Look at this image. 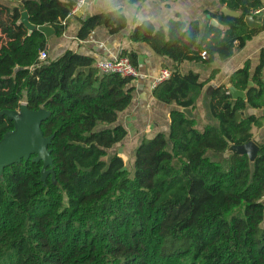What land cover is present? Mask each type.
<instances>
[{
	"label": "trees",
	"instance_id": "obj_1",
	"mask_svg": "<svg viewBox=\"0 0 264 264\" xmlns=\"http://www.w3.org/2000/svg\"><path fill=\"white\" fill-rule=\"evenodd\" d=\"M6 1L15 6L0 5V141L15 129L4 111L44 109L53 164L45 180L36 156L4 169L0 264H264V142L255 163L224 156L263 126V117L241 113L264 109V50L254 71L248 60L229 79L245 99L235 102L226 85L209 90L211 121L202 129L191 115L218 70L202 81L181 69L244 49L264 31L262 17L255 16L260 29L245 22L264 0H218L219 9L205 12V27L177 16L166 28L146 20L132 30L131 42L172 62L171 77L152 95L176 106L168 131L141 139L133 172L115 147L128 136L119 118L132 103L135 79L103 74L97 59L73 50L53 58L50 39L38 30L50 26L63 37L79 0ZM148 1L128 0L139 7ZM224 7L240 17L223 14ZM23 12L37 28L32 33L21 23ZM100 27L118 35L128 19L122 9L80 18L77 38ZM121 56L139 71L137 52Z\"/></svg>",
	"mask_w": 264,
	"mask_h": 264
},
{
	"label": "crops",
	"instance_id": "obj_2",
	"mask_svg": "<svg viewBox=\"0 0 264 264\" xmlns=\"http://www.w3.org/2000/svg\"><path fill=\"white\" fill-rule=\"evenodd\" d=\"M85 1L88 4L80 18L85 19L99 13L122 9L128 19L127 29L121 34L112 36L109 35L105 28L100 27L87 40H80L77 38L80 18L75 15L71 19L63 37L57 38L55 44L50 42V54L53 58H56L66 50H73L100 60L120 56L123 50L138 53L139 77L132 84L135 88L132 103L126 111L120 114L119 118V124L126 128L128 136L122 144L115 147L118 155L124 158L127 154V149L132 146V143H136L135 146H137L138 142L141 141L140 139L144 137L153 138L161 131H168L170 112L176 108V106L165 105L157 101L152 95L153 90L151 88L153 80L159 75L160 71L163 69L170 70L172 62L156 55L146 44L131 42L130 34L132 30L146 20L151 21L157 28H166L168 22L177 18V16H180L185 22L200 20L202 26L205 27L208 19L205 16V12L208 10L216 11L220 5L218 0H152L140 7L129 4L128 0ZM140 15L145 17L143 21L137 19ZM260 23L261 26L258 29L262 27V22ZM263 50L264 31L255 36L247 43L244 49L236 52L229 60L222 61L216 57L214 63L210 66L194 63H185L181 66L183 73L190 71L199 73L202 81L209 80L211 72L218 70L217 76L205 88L203 96L198 101L197 109L192 115L190 113L191 116H194L199 121L200 129L211 121L207 116L209 90L220 85H226L228 89L229 79L232 74L248 60L252 64V71H254ZM256 116L264 118V109L257 111ZM253 134L255 139L258 138L259 141L264 142V119L261 128H253Z\"/></svg>",
	"mask_w": 264,
	"mask_h": 264
},
{
	"label": "water",
	"instance_id": "obj_3",
	"mask_svg": "<svg viewBox=\"0 0 264 264\" xmlns=\"http://www.w3.org/2000/svg\"><path fill=\"white\" fill-rule=\"evenodd\" d=\"M87 4L88 2H85L84 6L75 13L76 17L80 18L83 15ZM0 5L10 7L12 4L6 0H0ZM222 13L233 18L240 17V13L231 11L227 7L222 8ZM208 19H210V16H208ZM245 22L251 30L258 29L261 26V23L252 15H248L245 18ZM21 23L25 25L30 33L37 29L30 23L28 12L22 13ZM210 25L223 29V26L214 19L210 20ZM38 30L43 32L52 44L57 42V36L52 27H40ZM252 85L250 83V86ZM228 90L235 102L246 98L244 92L237 90L231 84L228 85ZM256 113V109H248L247 112H242L241 115L244 118L246 114L256 115ZM2 114L7 115L13 121L15 129L6 133L0 141V180L6 167L18 164L23 159L28 160L32 156H36L35 161L43 162L42 174L43 180H45L49 173L52 172V170L48 169L53 164L49 148L53 137H46L42 131V124L48 118L49 113L44 109L31 111L24 104L19 111H4ZM258 143L259 139L256 138L243 145H232L224 156L229 157L233 154L245 155L251 163H255L259 152Z\"/></svg>",
	"mask_w": 264,
	"mask_h": 264
},
{
	"label": "built area",
	"instance_id": "obj_4",
	"mask_svg": "<svg viewBox=\"0 0 264 264\" xmlns=\"http://www.w3.org/2000/svg\"><path fill=\"white\" fill-rule=\"evenodd\" d=\"M85 0H79L78 5L74 10V14L80 10ZM252 16L264 18V7L258 8L252 11ZM205 55V53L203 54ZM47 53L45 51L40 52V59L45 60ZM96 68L103 74H120L123 77H129L137 79L139 77V71L133 66L130 59L126 56H115L112 59H100L96 63ZM171 77V71L169 69H163L159 75L153 80L152 90H154L159 84L168 80Z\"/></svg>",
	"mask_w": 264,
	"mask_h": 264
},
{
	"label": "rangeland",
	"instance_id": "obj_5",
	"mask_svg": "<svg viewBox=\"0 0 264 264\" xmlns=\"http://www.w3.org/2000/svg\"><path fill=\"white\" fill-rule=\"evenodd\" d=\"M13 6H15L14 3H12V5L10 7H13ZM139 143H140V141L138 142L137 146L139 145ZM135 144L136 143H132V146L127 149L126 156H124V158H123L125 160L127 169H132L133 168V164H134V152H135L136 147H137V146H135ZM131 171L133 172V169Z\"/></svg>",
	"mask_w": 264,
	"mask_h": 264
},
{
	"label": "clouds",
	"instance_id": "obj_6",
	"mask_svg": "<svg viewBox=\"0 0 264 264\" xmlns=\"http://www.w3.org/2000/svg\"><path fill=\"white\" fill-rule=\"evenodd\" d=\"M137 19L140 20V21H143L145 19V17L140 15V16L137 17Z\"/></svg>",
	"mask_w": 264,
	"mask_h": 264
}]
</instances>
